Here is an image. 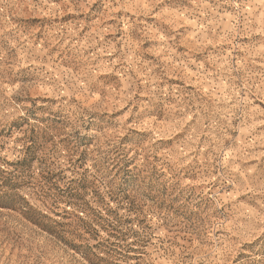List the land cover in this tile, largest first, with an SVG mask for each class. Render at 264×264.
Instances as JSON below:
<instances>
[{
  "label": "rangeland",
  "instance_id": "1",
  "mask_svg": "<svg viewBox=\"0 0 264 264\" xmlns=\"http://www.w3.org/2000/svg\"><path fill=\"white\" fill-rule=\"evenodd\" d=\"M0 264H264V0H0Z\"/></svg>",
  "mask_w": 264,
  "mask_h": 264
}]
</instances>
